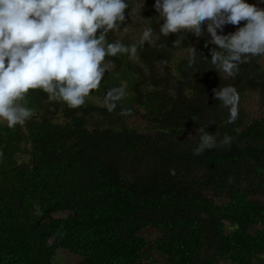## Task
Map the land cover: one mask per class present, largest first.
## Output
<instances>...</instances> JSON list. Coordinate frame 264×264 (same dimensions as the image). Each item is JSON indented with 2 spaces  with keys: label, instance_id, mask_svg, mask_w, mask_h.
<instances>
[{
  "label": "trees",
  "instance_id": "1",
  "mask_svg": "<svg viewBox=\"0 0 264 264\" xmlns=\"http://www.w3.org/2000/svg\"><path fill=\"white\" fill-rule=\"evenodd\" d=\"M134 2L127 30L109 39L130 44L145 25L158 29L154 4ZM174 38L106 58L100 88L77 109L30 90L31 119L0 122V264H264V56L227 77L202 55L188 63V45L211 58L206 32ZM227 85L240 95L233 123L213 97ZM119 86L128 95L109 113L102 97ZM199 127L218 143L194 156ZM59 252L78 260L58 263Z\"/></svg>",
  "mask_w": 264,
  "mask_h": 264
},
{
  "label": "clouds",
  "instance_id": "2",
  "mask_svg": "<svg viewBox=\"0 0 264 264\" xmlns=\"http://www.w3.org/2000/svg\"><path fill=\"white\" fill-rule=\"evenodd\" d=\"M258 4L247 0H155L158 29L147 24L135 42L125 44L109 39V33L127 30L121 26L129 0H0V122L14 128L31 119L33 112L23 103L30 90H41L48 101L77 109L100 88L106 58L127 56L131 60L138 57L139 49L170 33H175L171 43L179 45L185 30L196 37L206 32L205 47L212 46L208 59L196 46L188 45L190 65L199 54L216 73L235 77L241 65L264 56V8ZM226 25L237 27L223 34ZM127 95L124 86L109 88L102 97L106 110L115 111ZM213 97L227 110L228 123L235 122L240 101L237 89L219 86L213 89ZM119 115H130V109L121 108ZM196 136L194 156L218 143L216 134L200 127ZM232 140L225 134L219 143L230 146Z\"/></svg>",
  "mask_w": 264,
  "mask_h": 264
},
{
  "label": "rangeland",
  "instance_id": "3",
  "mask_svg": "<svg viewBox=\"0 0 264 264\" xmlns=\"http://www.w3.org/2000/svg\"><path fill=\"white\" fill-rule=\"evenodd\" d=\"M154 2H155V0H145V1L135 0L134 3H136L137 5L139 4L140 6L144 7L147 4L150 6V3L154 4ZM156 70H157L158 76L161 77L164 75V72L161 71L162 67L160 65H158V64L156 65ZM255 103L257 104V101ZM255 103L253 106H255ZM257 199L260 200L262 203H264V197H258ZM55 260L58 263H71V262L77 261L78 258L67 253V252H59V253H57V255L55 257Z\"/></svg>",
  "mask_w": 264,
  "mask_h": 264
},
{
  "label": "water",
  "instance_id": "4",
  "mask_svg": "<svg viewBox=\"0 0 264 264\" xmlns=\"http://www.w3.org/2000/svg\"><path fill=\"white\" fill-rule=\"evenodd\" d=\"M0 182L3 183V180L0 179ZM4 187L10 191L9 192V195H8V200H10V198L12 196V193H13V188L11 187V185H4ZM12 203H16L17 210H18L19 209V203L18 202H12ZM23 217H24L25 222H27V215L26 214H23ZM38 242H39V244H38V248H39L40 242H41V234L40 233L38 234Z\"/></svg>",
  "mask_w": 264,
  "mask_h": 264
}]
</instances>
